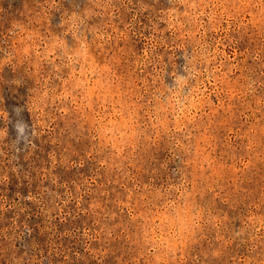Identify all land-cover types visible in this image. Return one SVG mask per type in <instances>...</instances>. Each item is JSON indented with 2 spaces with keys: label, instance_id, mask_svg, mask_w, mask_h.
I'll return each mask as SVG.
<instances>
[{
  "label": "rangeland",
  "instance_id": "374dc122",
  "mask_svg": "<svg viewBox=\"0 0 264 264\" xmlns=\"http://www.w3.org/2000/svg\"><path fill=\"white\" fill-rule=\"evenodd\" d=\"M0 264H264V0H0Z\"/></svg>",
  "mask_w": 264,
  "mask_h": 264
},
{
  "label": "clouds",
  "instance_id": "9594fccd",
  "mask_svg": "<svg viewBox=\"0 0 264 264\" xmlns=\"http://www.w3.org/2000/svg\"><path fill=\"white\" fill-rule=\"evenodd\" d=\"M23 132H24V127H23V126L19 127V128H18V133L22 135ZM18 138H19V137H18Z\"/></svg>",
  "mask_w": 264,
  "mask_h": 264
}]
</instances>
